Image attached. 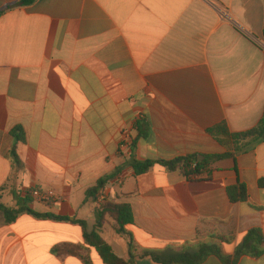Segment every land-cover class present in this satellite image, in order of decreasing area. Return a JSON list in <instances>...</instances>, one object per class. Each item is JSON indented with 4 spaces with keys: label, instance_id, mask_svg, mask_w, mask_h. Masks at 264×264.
I'll return each mask as SVG.
<instances>
[{
    "label": "crops",
    "instance_id": "crops-1",
    "mask_svg": "<svg viewBox=\"0 0 264 264\" xmlns=\"http://www.w3.org/2000/svg\"><path fill=\"white\" fill-rule=\"evenodd\" d=\"M20 1L0 0V206L86 226L28 212L7 224L0 209V264H83L52 249L86 246V231L130 264H161L152 257L210 242L228 261L211 255L201 264H264V256L234 263L251 229L264 234V142L215 163L207 181L161 166L136 176L127 165L226 154L209 129L225 122L241 133L259 124L264 0ZM124 131L134 150L122 148ZM103 177L108 199L131 208L123 233L110 216L98 220L96 199H86ZM237 183L247 202L230 201ZM35 189L62 200L38 201ZM91 257L104 264L95 249Z\"/></svg>",
    "mask_w": 264,
    "mask_h": 264
},
{
    "label": "trees",
    "instance_id": "trees-1",
    "mask_svg": "<svg viewBox=\"0 0 264 264\" xmlns=\"http://www.w3.org/2000/svg\"><path fill=\"white\" fill-rule=\"evenodd\" d=\"M34 0H22L18 4L19 6H28L33 4ZM2 11H0L1 14ZM210 134L222 147L227 150L226 154L207 156L205 160L199 161V157L196 155H188L179 157L174 160H130L127 165L132 168L136 176H142L148 174L155 166H161L170 172L180 171L189 181H207L213 177L214 169L213 165L224 159L232 158L235 160L236 156L242 153H246L260 143L264 142V116L259 124L246 132L234 133L231 132L227 123L223 122L208 130ZM12 135L16 138L17 142H24L25 138L21 129H16L12 132ZM143 137V135H140ZM135 148V142L132 143V150ZM17 147L14 146L12 150V157L14 162L18 163V157L16 153ZM110 181V177L101 178L97 184L86 192V199H97L98 195L105 191ZM259 186L264 188V179H261ZM228 195L232 203L247 202L248 191L247 188L237 183L233 187L228 188ZM254 210H260L259 208L252 207ZM5 216L7 224L13 223L17 217L23 213L28 212L31 215L40 218H50L59 221H67L75 224H80L85 228L86 223L76 219L67 217H56L53 215H42L32 211L29 208L8 209L0 206ZM106 215L110 216L118 225L119 233L125 231V227L133 223V214L129 205L118 204L105 200L98 208V220L103 219ZM218 242L229 244L231 238L214 235L211 237ZM86 246L74 245V244H59L52 249V254L64 258L67 256L76 257L83 264H94L91 257V249H95L104 264H130L126 260L120 258L113 250L111 245L99 235L97 232L88 233L85 232ZM216 255L223 259L226 263L228 258L223 256L222 248L215 242L199 243L194 246H185L181 252L171 255L167 258L152 257L154 261L161 262V264H201L209 256ZM242 256H251L260 258L264 256V234L261 229H251L244 237L243 241L237 247L234 257V263L238 261Z\"/></svg>",
    "mask_w": 264,
    "mask_h": 264
},
{
    "label": "built area",
    "instance_id": "built-area-1",
    "mask_svg": "<svg viewBox=\"0 0 264 264\" xmlns=\"http://www.w3.org/2000/svg\"><path fill=\"white\" fill-rule=\"evenodd\" d=\"M122 143L123 149L130 148L132 146V139L128 131L123 132ZM30 194L34 199L46 204H52L62 200L61 197L56 196L53 192L42 191L40 189L32 190ZM107 199L108 197L106 194L102 192L100 195H98L96 202L98 203V206H100Z\"/></svg>",
    "mask_w": 264,
    "mask_h": 264
},
{
    "label": "water",
    "instance_id": "water-1",
    "mask_svg": "<svg viewBox=\"0 0 264 264\" xmlns=\"http://www.w3.org/2000/svg\"><path fill=\"white\" fill-rule=\"evenodd\" d=\"M201 159L203 160V159H204V157H201Z\"/></svg>",
    "mask_w": 264,
    "mask_h": 264
}]
</instances>
